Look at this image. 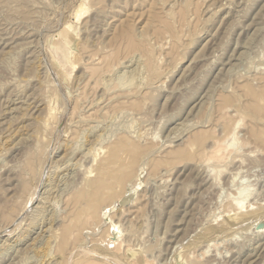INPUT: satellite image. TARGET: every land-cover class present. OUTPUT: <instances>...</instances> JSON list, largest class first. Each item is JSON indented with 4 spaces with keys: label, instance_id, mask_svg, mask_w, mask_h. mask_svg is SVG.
<instances>
[{
    "label": "rangeland",
    "instance_id": "rangeland-1",
    "mask_svg": "<svg viewBox=\"0 0 264 264\" xmlns=\"http://www.w3.org/2000/svg\"><path fill=\"white\" fill-rule=\"evenodd\" d=\"M96 131L108 146L126 138L110 182L122 186L84 211L97 165L60 158L74 132L78 144ZM120 194L115 241L101 212ZM0 210V264H264V0H0Z\"/></svg>",
    "mask_w": 264,
    "mask_h": 264
},
{
    "label": "bare ground",
    "instance_id": "bare-ground-1",
    "mask_svg": "<svg viewBox=\"0 0 264 264\" xmlns=\"http://www.w3.org/2000/svg\"><path fill=\"white\" fill-rule=\"evenodd\" d=\"M80 8V9H79ZM78 8V13H77V15H80V14H82L83 13V10L85 9V4H83L81 7H79ZM19 14V13H18ZM17 14V15H18ZM155 68V67H154ZM109 69V68H108ZM151 69H153V67H151ZM102 70H103V68H102ZM155 70V69H154ZM153 71V70H152ZM108 72H110L109 70H108ZM152 74V73H151ZM101 76V78H102V75H100ZM152 76V75H151ZM101 78H100V80H101ZM123 78V77H122ZM103 80V79H102ZM130 80V79H129ZM126 81V80H125ZM131 81H133V80H131ZM103 82V81H102ZM106 83V82H105ZM122 83H124V82H122ZM102 85V84H101ZM123 85V84H122ZM127 85V84H126ZM126 85H124V86H126ZM123 87V86H122ZM25 97V96H24ZM21 99H23V98H21ZM13 100V99H12ZM18 100V99H17ZM25 100H28V98L27 99H25ZM82 100V99H81ZM31 101V100H30ZM39 100H37V102H38ZM46 101V100H45ZM124 101V100H123ZM229 101V100H228ZM14 102V101H13ZM36 102V103H37ZM97 102V101H96ZM100 102V101H99ZM99 102H97V103H99ZM117 102V101H116ZM229 102H231V101H229ZM28 103V102H27ZM26 102H23L22 104H21V106H20V110H22V115L25 117V119H27V109H30V108H28L29 107V105L27 104ZM29 103H31V102H29ZM39 103H40V101H39ZM44 104V103H43ZM17 105H18V103H17ZM48 106V105H47ZM121 106V105H120ZM34 107V106H33ZM50 107H51V105H50ZM31 108H32V106H31ZM52 108V107H51ZM254 108V107H253ZM35 109H37V108H35ZM77 109H79V108H77ZM88 109V108H87ZM97 109V108H96ZM10 110V109H9ZM15 109H12V112L14 111ZM18 110H19V108H18ZM48 110H49V106H48ZM241 111H242V109H240ZM255 110V109H254ZM258 110V109H257ZM11 111V110H10ZM32 111V110H31ZM221 111H222V109H221ZM241 111H239V112H241ZM15 112V111H14ZM33 112V111H32ZM32 112H30L29 111V114H31V115H33L32 114ZM53 112H54V110H53ZM238 112V111H237ZM258 112V111H257ZM18 113H19V111H18ZM105 113V112H104ZM108 113V112H107ZM112 113V112H111ZM115 113V112H114ZM10 114H12V113H10ZM20 114V113H19ZM103 115V114H102ZM21 116V115H20ZM54 116V115H53ZM104 116V115H103ZM15 117H16V114H15ZM30 117H32V116H30ZM34 118L36 117V116H33ZM73 117V116H72ZM100 117V116H99ZM12 118V117H11ZM10 118V119H11ZM29 118V117H28ZM37 118V117H36ZM83 118H84V116H83ZM92 118V117H91ZM106 118L108 119V117H107V115H106ZM18 119V118H17ZM16 119V120H17ZM21 119V118H20ZM73 119V118H72ZM85 119V118H84ZM90 119V118H89ZM89 119H87V120H89ZM101 119V118H100ZM23 120H24V118H23ZM44 120H47V119H44ZM13 121V120H12ZM32 121H33V118H32ZM31 121V122H32ZM35 121H36V119H35ZM38 121V120H37ZM36 121V122H37ZM85 122H86V120H84ZM91 121V120H90ZM20 122V121H19ZM23 122V121H22ZM22 122H21V124H22ZM28 122L30 123V121L28 120ZM28 122H27V124L25 125V126H22V125H20V126H22L21 128H23V131H24V129L27 131L26 133H25V136L27 137V139H28V141H30L31 143L33 142V144H34V148H33V150H34V152H37V153H39L40 152V154H41V151H39L41 148V146H43V145H41V139H39V134L37 135V132H35L33 129H29L31 126L33 127V123H31V124H28ZM46 122H48V123H50L49 121H45V123ZM81 122V121H80ZM94 122H97L96 120L94 121ZM100 122V125H101V122L102 121H98V123ZM13 123H15V122H13ZM17 123V122H16ZM39 123H41L40 121H38V125H39ZM48 123H46V124H48ZM82 123V122H81ZM37 124V123H36ZM35 123H34V126L36 125ZM46 124L45 125H43V127H44V129H46ZM72 124V123H71ZM83 124V123H82ZM81 124V125H82ZM92 124V123H91ZM18 125H19V123H18ZM81 125H80V127H81ZM85 125V124H84ZM83 125V126H84ZM88 125V124H87ZM86 126V125H85ZM95 126V125H94ZM237 127H239V124L238 125H236ZM39 127H40V125H39ZM38 127V128H39ZM51 127V126H50ZM53 127V126H52ZM96 127H97V124H96ZM98 127H100V126H98ZM107 127V126H106ZM129 127V126H128ZM237 127L235 128V130L237 129ZM20 127H19V129H21ZM36 128H37V126H36ZM86 128V127H85ZM84 128V129H85ZM95 128V127H94ZM233 128V127H232ZM17 130L16 131H18V128H16ZM35 129V128H34ZM41 129H42V127H41ZM47 129H49V128H47ZM46 129V130H47ZM87 129H88V127H87ZM91 129V128H90ZM100 129H102L101 127H100ZM43 130V129H42ZM41 130V131H42ZM78 130H80L81 131V128L80 129H78ZM83 130V129H82ZM44 131V130H43ZM87 131V130H86ZM89 131V130H88ZM91 131V130H90ZM103 131V130H102ZM106 130H104V132H105ZM121 131V130H120ZM237 131V130H236ZM10 132H14L13 131V129H11L10 130ZM81 132H84V131H81ZM92 132V131H91ZM97 132V131H96ZM95 132V133H96ZM22 133V132H21ZM20 133V134H21ZM77 133L78 134H80L79 133V131H77ZM90 133V132H89ZM98 133V132H97ZM105 133H107V132H105ZM121 133V132H120ZM230 133V132H229ZM229 133H228V136H229ZM10 134V133H9ZM13 134H19L18 132L17 133H13ZM45 134V133H44ZM48 134V133H47ZM76 134V132H74V137L75 138H77V140H78V137L75 135ZM83 134V133H82ZM81 134V135H82ZM92 134V133H91ZM99 134V133H98ZM100 134H102V132L100 133ZM98 135V136H95V138H91L92 139V141H91V139H89V137L87 136V134H86V136H85V139L84 138H82L80 141H82V143L80 144L78 141V144H76V143H71V142H73V140L75 139L74 137V139L71 141V140H68V141H70V143H67V141H65V149L63 148H61L63 151H64V154L61 156V158L60 159H63L64 160V163L65 162H68V161H73V167H75V168H85V164H87V161L89 160V163H88V165L91 163V162H93V164L95 163L96 165H97V177L96 178H93V179H90V178H88V175H87V173H89L90 172V170H91V168L93 169V166L92 167H89L88 165V169H85V171H84V176H83V180L85 181V183H86V186H85V188L83 189V192H82V195H83V200L82 201H84V202H81V204L82 203H84V211H86V209L88 210V209H93V207H94V203H97L98 201H100V203H101V201L103 202V199H104V196L105 197H107L106 195H108L111 191H112V188L113 187H115V188H117V187H120V186H122L120 183H121V181H119L117 184L115 183V181H114V183L116 184V185H111V179H112V177H113V173H115L116 172V170L115 169H117V168H115V165H116V163L118 162V160H121V158H122V156H121V158H120V151L119 150H121L122 149V146H124V144H125V142H126V138H125V140H124V138L121 140V141H118L117 140V144H114V145H112V143H111V145H109L108 146V144H105V140H106V138L104 137V134L102 135L105 139H103V137L101 136V135ZM230 134H232V133H230ZM235 135H236V132L234 133ZM11 135V134H10ZM24 135V134H23ZM23 135H21V137L23 136ZM46 135V134H45ZM85 134H83L82 135V137L84 136ZM88 135H90V134H88ZM93 135V134H92ZM110 135V134H109ZM129 135V134H128ZM132 135V134H131ZM135 135H136V133H135ZM142 135V134H141ZM19 136V135H18ZM47 136V135H46ZM108 135H106V137H107ZM125 136H126V134H125ZM140 136V135H139ZM138 136V137H139ZM8 137V136H7ZM11 137V136H10ZM12 137H14V135H12ZM11 137V138H12ZM70 137H72V136H70ZM113 137H114V135H113ZM137 137V136H136ZM230 137V136H229ZM6 138V137H5ZM16 139H17V136L15 137ZM20 138V137H19ZM79 138H80V135H79ZM237 137H235V136H233L231 139H233V142L230 144V146L231 147H236L237 146V142H238V138L236 139ZM120 139H121V137H120ZM138 139V142H139V138H137ZM229 139V138H228ZM7 140H9V138L7 139ZM76 140V139H75ZM84 140V141H83ZM109 140V139H108ZM124 140V141H123ZM236 140H237V142H236ZM13 141H15V140H13ZM22 141H24V140H22L21 139V141H18L19 143L20 142H22ZM116 141V140H115ZM114 141V142H115ZM17 142V143H18ZM76 142V141H75ZM109 142V141H108ZM133 142L135 143V141L133 140ZM136 143V145H137V147L139 146L138 144L140 143ZM230 142V141H229ZM13 143H15V142H13ZM13 143H12V145H13ZM16 143V144H17ZM23 143V142H22ZM128 143V142H127ZM26 144V143H25ZM104 144L105 145H107L108 147H106L105 149L107 150H105V149H102V148H104L105 146H104ZM62 145V144H61ZM60 145V146H61ZM144 145V144H143ZM64 146V145H63ZM149 146V145H148ZM45 147H47V146H44V148ZM62 147V146H61ZM99 147V148H98ZM141 147H143V146H141ZM150 147V146H149ZM148 147V148H149ZM32 148V147H31ZM40 148V149H39ZM17 149V148H16ZM137 149H139V148H137ZM150 149V148H149ZM44 150V149H43ZM102 150H105L106 151V153H103V152H101ZM39 151V152H38ZM153 151V150H152ZM225 151V150H224ZM28 152H29V150H28ZM99 152H100V154H99ZM121 152H122V150H121ZM135 152V151H134ZM234 152V151H233ZM26 153V152H25ZM31 153V152H30ZM33 153V152H32ZM62 153V152H61ZM126 153H127V150H126ZM129 153V152H128ZM139 153H141V152H139ZM219 153V152H218ZM40 154L38 155V157L40 156ZM44 154V153H43ZM103 155L104 154V157H100V155ZM131 154V153H130ZM132 154H134V153H132ZM153 154V153H152ZM28 155V154H27ZM37 155L36 156H33V161L34 162H30L32 165H33V163L35 164V162L37 161ZM122 155V154H121ZM125 156V155H124ZM135 156V155H134ZM138 156V155H137ZM100 157V158H99ZM133 157V156H132ZM237 157V156H236ZM242 157V156H241ZM40 158V157H39ZM45 158V157H44ZM126 158V157H125ZM136 158V157H135ZM139 158V157H138ZM28 159V158H27ZM134 159V158H133ZM26 160V159H25ZM29 160V159H28ZM27 160V161H28ZM30 160H32V157H31V159ZM41 160V159H40ZM138 160V159H137ZM209 160V159H208ZM244 160V159H243ZM126 161V160H125ZM29 162V161H28ZM27 162V163H28ZM41 162V161H40ZM128 162V161H127ZM127 162H126V164H127ZM135 162V161H134ZM159 162V161H158ZM157 162V163H158ZM23 163H25V162H23ZM30 163H28V164H30ZM59 163V162H58ZM60 163H61V161H60ZM121 163V162H120ZM129 163V162H128ZM133 163V162H132ZM138 163V162H137ZM94 164V165H95ZM208 163H206V165H207ZM18 165V164H17ZM22 165V164H21ZM26 166H27V164H25ZM24 165V166H25ZM52 165V164H51ZM91 165H92V163H91ZM96 165H95V167H96ZM122 165V164H121ZM221 165V164H220ZM229 165V164H228ZM30 166V165H29ZM34 166V165H33ZM55 166V165H54ZM57 167H55V169L57 168V170H58V168H61V167H58L59 165H56ZM209 166V165H208ZM28 167V166H27ZM52 167V166H51ZM69 167V166H68ZM71 167V166H70ZM120 167V166H119ZM159 167V166H158ZM210 167V166H209ZM35 169H36V166L34 167ZM133 168V167H132ZM157 168V167H156ZM206 168V167H205ZM224 168V167H223ZM226 168H227V166H226ZM228 168H229V166H228ZM23 169H25L24 167H23ZM30 169V168H29ZM65 169V168H64ZM121 169H123L122 167H121ZM208 169V168H207ZM211 169H212V171H213V173H215V172H217V173H219L218 172V170H216L215 169V167L214 168H212L211 167ZM239 169V168H238ZM26 170V169H25ZM32 170V169H31ZM53 170H54V167H53ZM60 170V169H59ZM77 170V169H76ZM95 170V169H94ZM22 171V170H21ZM27 171V170H26ZM33 171V170H32ZM31 171V172H32ZM50 171H51V169H50ZM120 171V170H119ZM211 170H210V172H212ZM220 171H222V170H220ZM31 172L29 173V174H31ZM156 172V171H155ZM27 173V172H26ZM43 173V172H42ZM223 173V172H222ZM231 173V172H230ZM22 174V173H21ZM25 174V173H24ZM37 174V173H36ZM76 174V173H75ZM92 174H93V171H92ZM96 174V173H95ZM121 174H123V175H127V170L126 171H122L121 170ZM211 175H212V173H210ZM239 174V173H238ZM238 174H237V177H238ZM26 175H28V174H26ZM26 175H22L23 177L25 176V178H26ZM38 175V174H37ZM42 175V174H41ZM79 175H80V173H79ZM133 175V174H132ZM131 175V176H132ZM214 175V174H213ZM21 176V175H20ZM20 176H19V178H20ZM30 176V175H29ZM32 176H34L33 175V172H32ZM31 176V181H30V179H29V181H30V183L28 182V181H25L26 183L28 182L29 184H28V187H29V185H31V182H32V177ZM51 176V175H50ZM93 176V175H92ZM121 176V175H120ZM11 177H13V176H11ZM23 177H21V178H23ZM71 177V176H70ZM95 177V176H94ZM124 177H126V176H124ZM148 177V176H147ZM207 177V176H206ZM235 177V176H234ZM7 178V177H6ZM34 178H35V176H34ZM72 178H73V176H72ZM115 178V177H114ZM120 178V177H119ZM130 178V177H129ZM138 178V177H137ZM136 178V179H137ZM28 179V178H27ZM215 179V178H214ZM8 180V179H7ZM82 180V181H83ZM130 180V179H129ZM138 180V179H137ZM234 180H235V178H234ZM112 181V182H113ZM122 181H123V177H122ZM24 181H22V183H23ZM71 182V181H70ZM81 182V181H80ZM126 182V181H125ZM237 182V181H236ZM51 183V182H50ZM59 183V182H58ZM61 183V182H60ZM76 183V182H75ZM74 183V184H75ZM77 184V183H76ZM138 184V183H137ZM241 184H242V182H241ZM26 185V184H25ZM51 185V184H50ZM53 185H54V183H53ZM53 185H52V187H53ZM78 185V184H77ZM83 185V184H82ZM221 185V184H220ZM245 185V184H244ZM248 185V184H247ZM247 185H246V187L244 186H241V187H243L242 189L240 188L239 189V191H238V195H237V197H235L234 198V201H233V203L235 202V205L237 206V208H239V210H243L245 207H246V203H247V201H248V198H250V196L252 195H250V193L252 192H250V190L247 188ZM20 186H21V184H20ZM69 186H70V183H69ZM73 186V185H72ZM250 186V185H249ZM28 187H27V189H28ZM64 187V186H63ZM77 187V186H76ZM75 187V188H76ZM125 187V186H124ZM251 187V186H250ZM254 187V186H253ZM2 188V187H1ZM4 188V187H3ZM33 188V187H32ZM57 188H58V186H57ZM75 188H74V190H75ZM78 188V187H77ZM135 188V187H134ZM21 189V188H20ZM26 189V190H27ZM54 189V188H53ZM59 189V188H58ZM68 189V188H67ZM119 189V188H118ZM60 190V189H59ZM73 190V191H74ZM77 190V189H76ZM124 190V189H123ZM78 191V190H77ZM132 191H134V190H132ZM131 190H130V192H132ZM17 192V191H16ZM24 193H25V190H24ZM54 193V192H53ZM224 193V192H223ZM253 193V192H252ZM57 194V193H56ZM70 194H72V193H70ZM229 194V193H228ZM227 194V195H228ZM48 195V194H47ZM66 195V194H65ZM75 195V194H74ZM73 195V196H74ZM235 195V194H234ZM23 196V195H22ZM28 196V195H27ZM27 196H26V198H27ZM54 196V195H53ZM68 196V195H67ZM76 196V195H75ZM225 196V195H224ZM17 197V196H16ZM77 197V196H76ZM111 197V196H110ZM120 197V198H119ZM234 197V196H233ZM30 198V197H29ZM47 198H48V196H47ZM51 198V197H50ZM61 198V197H60ZM63 198V197H62ZM67 198V197H66ZM119 198V199H118ZM24 199V198H23ZM57 199H59V198H57ZM75 199V198H74ZM82 199V198H81ZM100 199V200H99ZM108 199H109V197H108ZM20 200H21V197H20ZM77 200V199H76ZM80 200V199H79ZM110 200V199H109ZM111 200H113V199H111ZM7 201V200H6ZM5 201V202H6ZM9 201V200H8ZM7 201V202H8ZM15 201V200H14ZM45 201L46 200H44V203H45ZM58 201V200H57ZM57 201H55V202H57ZM72 201H74V200H72ZM126 199H124L122 196H121V194H120V196H118L117 197V200H115V201H112L113 202V204L111 205V207L112 208H110V209H108V210H104V212H101V214L104 216H102L101 217V219H105V220H109L110 221V223H112V227H113V230H112V232H113V235H111L112 236V239L113 240H115V241H117L119 238H120V235H119V233H120V231H119V229H118V227H117V225H115L114 223L115 222H113L112 220H111V217H110V214H112L111 212L115 209V208H117V206L120 204V205H126L127 203H126ZM232 201V200H231ZM250 201V200H249ZM16 202H19V201H16ZM21 202V201H20ZM19 202V203H20ZM59 202V201H58ZM65 202V201H64ZM75 202V201H74ZM74 202H73V205H74ZM4 203V202H3ZM15 203V202H14ZM44 203H40V205L41 206H39L37 209H36V216L35 217H37V218H39V217H42V214L44 213V210H46L45 209V207H44ZM72 203V202H71ZM103 203H105V202H103ZM233 203H231V204H233ZM16 204H18V203H16ZM44 204V205H43ZM50 204V203H49ZM53 204V203H52ZM75 204H78V203H76L75 202ZM12 205V204H11ZM10 205V206H11ZM25 205V204H24ZM23 205V206H24ZM47 205V204H46ZM61 205V204H60ZM68 205V204H67ZM98 205V204H97ZM234 205V204H233ZM21 206V205H20ZM63 206V205H62ZM75 206H78V205H75ZM83 206V205H82ZM100 206V205H99ZM4 207V206H3ZM27 207V206H26ZM68 207V206H67ZM133 207V206H132ZM233 207V206H232ZM21 208V207H20ZM24 208V207H23ZM56 208V207H55ZM74 208V207H73ZM73 208H71V209H73ZM79 208H81V207H79ZM96 208H97V206H96ZM237 208H236V210H237ZM6 209H7V207H6ZM11 209V208H10ZM76 209V208H75ZM83 209L81 210V211H83ZM95 209V208H94ZM107 209V208H106ZM17 210V209H16ZM97 210V209H96ZM136 210V209H135ZM238 210V211H239ZM13 211V210H12ZM54 211V210H53ZM58 211H59V209H58ZM75 211V210H74ZM101 211H103V210H101ZM116 211V210H115ZM114 211V212H115ZM119 211V210H118ZM123 211H124V209H123ZM232 211H234V210H232ZM0 212H1V210H0ZM17 212V211H16ZM76 212H77V210H76ZM95 212V211H94ZM93 212V213H94ZM97 212V211H96ZM132 212V211H131ZM8 213H9V211H8ZM74 214H75V212H73ZM118 213V212H117ZM120 213V212H119ZM118 213V214H119ZM124 213V212H123ZM122 213V214H123ZM138 213V212H137ZM3 214V213H2ZM18 214V213H17ZM64 214V213H63ZM77 214V213H76ZM88 214V213H87ZM117 214V215H118ZM126 214V213H125ZM234 214V213H233ZM9 215H10V213H9ZM9 215H8V217H9ZM16 214H14V216H15ZM61 215V214H60ZM114 215V214H113ZM117 215H115V217L117 216ZM228 215V214H227ZM7 216V215H6ZM10 216H12V215H10ZM33 216V215H32ZM75 216V215H74ZM87 216H89V215H87ZM94 216H96V213H94ZM94 216H91V217H93L94 218ZM112 216V215H111ZM137 215H135L134 217H136ZM232 216V214L230 215V217ZM235 216V215H234ZM114 217V218H115ZM130 217V216H129ZM133 217V218H134ZM10 218H12V217H10ZM32 218V217H31ZM53 218V217H52ZM71 218V217H70ZM90 218V217H89ZM119 218V217H118ZM133 218H131V219H133ZM232 218H234L233 216H232ZM46 219V218H45ZM56 219V218H55ZM74 219V218H73ZM77 219H78V216H77ZM116 219V218H115ZM7 220V219H6ZM9 220V219H8ZM32 220V219H31ZM34 220V219H33ZM32 220V221H33ZM67 220H69V219H67ZM90 220H92V219H90ZM94 220H97V218L96 219H94ZM114 220V219H113ZM124 220V219H123ZM31 221V224L33 225V223H35V222H32ZM34 221H36V220H34ZM93 221V220H92ZM115 221V220H114ZM0 222H1V220H0ZM29 222H30V220H29ZM56 222V221H55ZM98 222V221H97ZM131 222V221H130ZM7 223V222H6ZM92 223V222H91ZM96 223V222H95ZM133 223H135V222H133ZM132 223V224H133ZM10 224V223H9ZM11 224H13V223H11ZM54 224H56V223H54ZM65 224H66V222H65ZM97 224V223H96ZM95 224V225H96ZM100 224V223H99ZM109 224V223H108ZM262 224V228H259V229H263L264 230V221H263V223H261ZM80 225V224H79ZM90 225V224H89ZM93 225V224H92ZM37 226V225H36ZM63 226V225H62ZM65 226V225H64ZM94 226V225H93ZM98 226V225H97ZM109 226H110V224H109ZM42 227V226H41ZM51 227V226H50ZM74 227V226H73ZM85 227V226H84ZM90 227H92V226H90ZM96 227V226H95ZM62 228V227H61ZM61 228H59V229H61ZM107 228H109L108 226H107ZM131 229H132V226L130 227ZM28 229V228H27ZM52 229V228H51ZM63 229V228H62ZM78 229V228H77ZM76 229V230H77ZM88 229H89V227H88ZM102 229V228H101ZM134 229V228H133ZM57 230V229H56ZM65 230V229H64ZM85 230V229H84ZM92 230V229H91ZM135 230V229H134ZM44 231V230H43ZM127 231H129V230H127ZM132 231V230H131ZM69 232V231H68ZM108 232H110V230L108 231ZM94 233V232H93ZM127 233V232H126ZM129 233H131V232H129ZM28 234V233H27ZM33 234V233H32ZM66 234V233H65ZM69 234V233H68ZM96 234V233H95ZM106 234V233H105ZM132 234H134V233H132ZM138 234V233H137ZM23 235V234H22ZM61 235V234H60ZM99 235V234H98ZM25 236V235H24ZM24 236H20V239H21V237L24 239ZM29 236V235H28ZM41 236H42V234H41ZM55 236V235H54ZM128 236V235H127ZM133 237L132 238H135L134 237V235H132ZM142 236V235H141ZM30 237V236H29ZM29 237H28V240H29ZM91 237H93V236H91ZM95 237V236H94ZM138 237V236H137ZM51 238V237H50ZM60 238V237H59ZM62 238V237H61ZM64 238V237H63ZM19 239V240H20ZM25 239H26V236H25ZM24 239V240H25ZM49 239V238H48ZM51 239H53V237L51 238ZM66 239V238H65ZM70 239V238H69ZM73 239H74V237H73ZM34 240V239H33ZM36 240V239H35ZM55 240V239H54ZM64 240V239H63ZM71 240V239H70ZM92 240H93V238H92ZM37 241V240H36ZM57 241H59V240H57ZM65 241V240H64ZM94 241V240H93ZM101 241H103V240H101ZM106 241V240H105ZM20 242H21V240H20ZM68 241H66L65 243H67ZM70 242V241H69ZM91 242V241H90ZM100 242V241H99ZM33 243V242H32ZM60 243H61V239H60ZM105 243V242H104ZM47 244V243H46ZM52 244V243H51ZM51 244H49V245H51ZM28 245V244H27ZM62 245V244H61ZM65 245V244H64ZM8 246V245H7ZM30 246V245H29ZM54 246V245H53ZM57 246H58V242H57ZM66 246V245H65ZM4 246H2V248H3ZM27 247V246H26ZM105 247V246H104ZM1 248V249H2ZM28 248V247H27ZM34 248V247H33ZM38 248V247H37ZM58 248H59V246H58ZM107 248V247H106ZM25 249V248H24ZM31 249V248H30ZM2 250H4V249H2ZM46 250V249H45ZM19 251V250H18ZM24 251H26V250H24ZM41 251H42V249H41ZM66 251V250H65ZM70 251V250H69ZM27 252H28V249H27ZM37 252V251H36ZM38 252L40 253V251L38 250ZM48 252V251H47ZM29 253V252H28ZM33 253H34V251H33ZM44 253V252H43ZM50 253H51V249H50ZM65 253V252H64ZM135 251H131V253L129 254V256L130 257H133V256H135ZM23 254H24V252H23ZM26 254V253H25ZM57 254V253H56ZM55 254V255H56ZM141 254V253H140ZM21 255V254H20ZM36 255V254H35ZM40 255V254H39ZM38 255V256H39ZM45 255H46V253H45ZM50 255V254H49ZM64 255V254H63ZM1 257V256H0ZM21 257H22V255H21ZM24 257V256H23ZM22 257V258H23ZM53 257V256H52ZM47 258H49L48 257V255H47ZM47 258L45 259V260H47ZM56 258V257H55ZM54 258V259H55ZM141 258V257H140ZM19 259H20V257H19ZM53 259V260H54ZM58 259V258H57ZM138 259V258H137ZM23 260V259H22ZM42 260V259H41ZM50 260V259H49ZM52 260V259H51ZM51 260H50V262H51ZM109 260V259H108ZM20 261V260H19ZM36 261V260H35ZM65 261H66V259H65ZM106 261V260H105ZM49 262V261H48ZM64 262V261H63ZM62 262V263H63ZM38 263H39V261H38ZM42 263V262H41ZM61 262H59V264H60ZM34 264V263H33ZM54 264V263H53ZM57 264V263H56ZM178 264H186L185 262L184 263H178Z\"/></svg>",
    "mask_w": 264,
    "mask_h": 264
},
{
    "label": "water",
    "instance_id": "water-1",
    "mask_svg": "<svg viewBox=\"0 0 264 264\" xmlns=\"http://www.w3.org/2000/svg\"><path fill=\"white\" fill-rule=\"evenodd\" d=\"M261 227H262V224H259V225H258V228H261Z\"/></svg>",
    "mask_w": 264,
    "mask_h": 264
}]
</instances>
